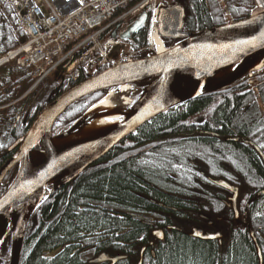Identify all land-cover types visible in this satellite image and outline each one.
I'll return each instance as SVG.
<instances>
[{"label":"trees","instance_id":"obj_1","mask_svg":"<svg viewBox=\"0 0 264 264\" xmlns=\"http://www.w3.org/2000/svg\"><path fill=\"white\" fill-rule=\"evenodd\" d=\"M186 1L189 10L186 22L187 29L202 31L227 23L222 11L216 10L210 1ZM7 2L8 0H0V54L15 48L19 41L27 38L23 31H20L17 36L15 35L14 30L17 20L13 16V10L7 6ZM226 3L227 8L236 20L249 17L255 7L253 0H226ZM197 19L199 26L197 25ZM149 26L150 23L142 28L140 34L133 35L131 43L136 49L139 50L148 45ZM249 59L245 62H248ZM8 72L7 79L0 82V91L8 86H10V89L5 93H0V105H6L13 99L18 98L30 88L33 82L28 69L17 66L15 68L9 67ZM80 75V80L87 77L83 69H81ZM14 78H16L15 81ZM238 85H246V81L243 80L223 91L202 94L190 99L178 109L159 115L138 130L137 133H140L139 138L146 142L159 136L177 135L180 143L179 160H185L187 165H191L186 161L187 157L193 158L199 164L202 161L205 162L207 145L214 144L219 147V144H216L219 143V140H222L211 132L226 134L230 127L233 129L236 127L235 130L242 135L256 133L255 137L259 139L257 144L264 151V138L260 137L264 134L261 108L257 106L255 111L249 109L248 105L254 99L246 96V92H243V96L237 95L234 88ZM51 89L52 87L43 94L41 98L43 103L36 114L46 105V96H48ZM14 94H17V96H14ZM93 96L74 104L66 112L64 118L67 116L72 117L70 120L72 122L82 115L94 104V102L91 103ZM27 100L29 99L17 102L2 111L3 116L0 117V126L4 125L6 130L0 138V167L12 156V153L8 152L10 145L24 135L29 128V124L27 126L20 123L21 117H25V111L28 107ZM219 126L223 130L217 129ZM8 135L11 137L10 140H8ZM206 135L211 136H208L209 140L203 138ZM250 150L253 151L254 156L252 158L251 155L249 165L259 177H262L264 176V161L253 146H250ZM124 152L125 150L113 149L106 157L86 170L78 180H70L62 184L54 193L52 192L45 202L43 201L40 204L33 213V215L39 213L40 208L45 205L43 211H41L44 218L41 219L39 223L41 225L34 233V237H37L35 240L38 241L36 253L29 256L28 249L25 247L20 264H48L40 259L43 251L56 244L60 246L64 240H70V234L79 228L83 231L113 230L116 232L126 229L129 225L132 231L135 232L140 229V225L137 224L139 220L132 219L131 215L139 216L142 215L139 213L144 212L159 218L158 227H164L166 224L175 223L172 218L173 215L188 217L189 212L187 210L199 209L200 206H205L204 203L197 204L198 202L192 204L194 200L202 202V199L206 197V195L199 194V189H202V187L197 185L200 177L198 171L194 169V172L191 170L189 172H175L174 174L167 173L164 170L162 173L144 172L139 170V167L135 168L134 163L121 160ZM228 158L225 156L223 159L226 162ZM161 160L163 161V159ZM147 162L150 163L149 160ZM156 164L158 166L164 165L161 161L156 162ZM96 166L99 168H96ZM164 168L162 167V169ZM12 175L13 172L10 173L0 188V195L7 189V184L11 181ZM243 177L242 183L238 182V184L242 186L243 191L249 192L252 185L250 182L252 176L244 174ZM188 182L191 184L190 187L193 188V192L188 189ZM212 185L217 188L216 185ZM205 193L208 194L209 190H206ZM214 195H217L219 199L218 192ZM218 199L213 201L215 205H212V208L214 207L213 211L215 212L211 214L219 215L222 208H224ZM253 206H251L250 213H253ZM86 207L96 209L87 210ZM241 211L245 212L246 206H243ZM126 218L131 221H124ZM259 219V222L264 220L263 217H259ZM247 221L249 225H252L250 218ZM246 236L243 233L241 237L238 236L234 239L231 243V251L225 257L221 254V249L211 242L194 240L187 234L170 230L166 239L162 242L157 258L151 259V261L152 264H258L254 244ZM83 239L85 238L83 237ZM8 241L7 239L0 248V264H9ZM28 242L26 243L28 244ZM5 247L6 252L4 253L3 249ZM148 260L150 261V257ZM58 263L68 264L69 262L66 258H62Z\"/></svg>","mask_w":264,"mask_h":264},{"label":"water","instance_id":"obj_2","mask_svg":"<svg viewBox=\"0 0 264 264\" xmlns=\"http://www.w3.org/2000/svg\"><path fill=\"white\" fill-rule=\"evenodd\" d=\"M148 8L122 35L123 39H130L133 33L146 24L149 18ZM186 15V8L182 3L162 8L158 18L160 36L172 41L173 45L183 41L182 43L165 53L114 66L69 88L39 114L30 132L10 148V151L14 149L18 151L0 167V187L13 169L20 168L11 186L0 197V216L8 209L5 225L9 229L12 223L13 227L7 233V235L13 234L10 264L20 263L22 233L19 212L30 194L43 190L52 180L80 166L81 169L78 167V172L73 176L66 177L67 182L141 126L183 102L175 99L174 94L176 83L188 68L194 67L197 71L196 77L199 79L212 78L216 76L217 71L236 66L254 55L257 57L264 50V14L196 34L184 30ZM113 37H117V32ZM70 63L71 61L66 62L59 71L65 70ZM150 79L155 80L150 83L134 106L132 115L114 130L102 137L67 147L62 151L54 146L52 141L54 125L73 104L97 92L106 93L125 84H136ZM83 126L84 124L75 125L65 134L76 133ZM42 142L52 158L51 162L39 170L32 171L31 152ZM216 183L232 190L233 206L238 216V188L223 179L216 180ZM202 238L212 237L209 235ZM255 243L260 264H263L261 248L256 240ZM137 264H143V259L141 258Z\"/></svg>","mask_w":264,"mask_h":264},{"label":"flooded vegetation","instance_id":"obj_3","mask_svg":"<svg viewBox=\"0 0 264 264\" xmlns=\"http://www.w3.org/2000/svg\"><path fill=\"white\" fill-rule=\"evenodd\" d=\"M200 1L202 2V0ZM175 2L178 3L177 0H175L174 3ZM207 2H209V0ZM188 13L189 10H187V16ZM197 25L199 26L198 19ZM142 28H139L136 33L140 34ZM184 30L193 34L198 32L193 29H187L186 25ZM80 79V73H74L69 79H59V84L56 88L54 86L50 93L53 94L49 97V100L53 97L57 98L65 89L71 87L72 82L77 84L80 82ZM154 80L155 79H150L145 81L144 85H142V83H138L132 86V91H129V93L134 95L133 101L135 103L144 92L141 91L140 94V92L137 93L138 91L136 90H141V87H146ZM262 81H264V70L255 76L254 81L250 80L251 84L247 80L246 85H238L234 88V90H236V93L239 96H243V92H246V96L253 98L254 100L248 105V108L252 110L254 109L255 111V107L259 106L261 108L260 112L262 113V120H264V83L262 84ZM51 83L54 85L57 84L54 81ZM37 91L31 94V98L28 102L29 109L28 111L26 110L27 112L25 111L26 115L23 120L24 124L29 123L39 109V105L36 104L34 99V94H37ZM121 106L123 107L124 105ZM217 129L223 130L221 126L217 127ZM235 129L236 127H234V129L232 127L228 128L229 131L227 130L226 134L215 132L223 136L220 138L222 140H219V143L216 144H219V147H216L214 144H208L207 150L205 151L207 153L205 156V162L202 161L200 164L199 162L196 163L193 158L187 157L186 161L191 165H187L185 160H179L180 143L177 135H165V138L159 136L146 142L139 138L140 133L128 136L125 140L113 148L121 149V151L125 150L121 160H125L127 163H134L135 168L139 167L138 169L144 172L150 171L153 173H162L164 170L167 173L174 174L175 172H189L191 170L193 172L195 170L198 171L200 181L198 180L197 185L202 187V189H199V194L202 196L206 195V197L202 199V202L194 200L192 204L194 202H198L197 204L204 203L205 206H200L199 209L187 210L189 212L188 217L173 215L172 218L175 223L166 224L164 227H158L157 224L159 218L144 212L139 213L142 214L140 216L143 217L131 215L132 219L139 220L137 224L140 225V229L135 232L132 231L129 225L126 229L116 232L113 230L83 231L79 228L74 233L70 234V240H64L60 246L56 244L48 247V249H45L43 254L40 256V259L48 264H54L56 261L59 262L62 258H66L69 262L68 264H137L142 258L143 264H146L147 262L152 264L151 259L157 258L162 242L166 239L168 231L171 230L187 234L194 240L211 242L221 249V254L225 257L231 251L230 248L233 240L238 236L241 237L244 233L247 235L246 237L250 238L253 242L258 264H260L255 240L258 242L264 257V220L259 222V217L264 218V176L259 177L249 165L251 155L252 158L254 156L253 151L250 150V146H253V148L258 152L255 145L259 139H256V133L242 135L238 134ZM208 136L210 135L203 136V138L209 140ZM260 137L264 138V134L260 135ZM251 142L256 144H252ZM112 150H110L109 153H111ZM225 156L227 158L229 157L226 162L223 159ZM161 159H163V161ZM147 160H149L150 163H148ZM98 161L93 163L91 166L97 164ZM158 161L163 162L164 165L158 166L156 164ZM91 166L80 172L72 180H78ZM162 167L165 168L162 169ZM96 168L99 167L96 166ZM244 174L252 176V180H250L252 185L249 192L243 191L242 186L238 184V182L242 183L244 180ZM219 179H223L235 186V188H238V216L233 206L232 198L234 193L232 190L218 185L216 180ZM212 184L216 185L217 188H215ZM190 186L191 184L189 183L188 189L190 192H193L194 190ZM57 187L58 186H55L53 193ZM206 190H209L208 194L205 193ZM216 192L219 193V199L217 198V195H214ZM214 199H218L224 206L219 215L211 214L215 212L213 211L214 207L212 208V205H215L213 202ZM252 205H254L253 213H250ZM44 206L40 208L39 213L33 215L29 220L22 240L21 255L25 247L28 249L29 256L36 253L38 241L35 240L37 237H34V233L41 225L39 224L41 219L44 218L41 213ZM243 206H246L245 212L241 211ZM249 218L252 225L248 224L247 220H249ZM126 220H128V222L131 221L127 218L124 221ZM209 235H211L212 238H202L204 236L208 237ZM83 237L85 239H83ZM29 240L31 241L28 242ZM26 242H28V244ZM149 257L150 261L148 260ZM100 258H102V260H98ZM58 262L56 264H59Z\"/></svg>","mask_w":264,"mask_h":264},{"label":"built area","instance_id":"obj_4","mask_svg":"<svg viewBox=\"0 0 264 264\" xmlns=\"http://www.w3.org/2000/svg\"><path fill=\"white\" fill-rule=\"evenodd\" d=\"M21 28L29 40L17 49L0 55V67L10 62L33 69L38 82L52 74L63 62L84 50L74 65L90 58L100 50L103 61L119 42L98 40L123 19L138 14L146 5L158 0H11ZM254 14L264 12V0H256ZM11 5V3H9ZM119 17L104 25L115 14ZM93 62V59H90ZM73 65V66H74Z\"/></svg>","mask_w":264,"mask_h":264},{"label":"bare ground","instance_id":"obj_5","mask_svg":"<svg viewBox=\"0 0 264 264\" xmlns=\"http://www.w3.org/2000/svg\"><path fill=\"white\" fill-rule=\"evenodd\" d=\"M152 42L157 47L159 53H164L166 51V46H164L162 38L157 33V25L155 21L152 33ZM263 68L264 50H262L258 54L250 70L260 71ZM233 69H235V66L221 69L216 72V77H222L223 75L231 72ZM196 73V69L194 67H190L182 74V76L176 83L177 86L174 94L175 99L187 101L196 97L202 92V88L206 81V78L199 79L196 77ZM45 79H43L41 82L44 83ZM121 90L123 92L130 91V86L126 84L121 88ZM114 94V90H111L109 93H107L105 97L95 102L90 107L84 117L78 122V125L84 124V126L78 132L71 134H65L66 132H64L63 134H61V136L53 137L52 141L54 143V146L59 151H62L67 147L97 139L118 127L122 122L121 119L124 116L128 117L132 115V111L122 112L115 106V103L112 101ZM55 99L56 98L53 97L52 101H54ZM51 159L52 158L50 154L45 149V144L42 142L40 145L34 147L31 152L30 165L32 171H36L45 167L51 162ZM78 167L80 166H76L61 175L60 177L52 180L43 190L30 194V196L27 198L25 204L19 212L21 233H23V230L31 213H33V211L37 208L41 200L47 195L48 188L54 185L57 181L65 180L66 177H68V175H72L78 169ZM7 215L8 209H6L0 216V246L8 233V228L5 225Z\"/></svg>","mask_w":264,"mask_h":264},{"label":"rangeland","instance_id":"obj_6","mask_svg":"<svg viewBox=\"0 0 264 264\" xmlns=\"http://www.w3.org/2000/svg\"><path fill=\"white\" fill-rule=\"evenodd\" d=\"M164 1H165V3L168 2V0H164ZM209 1L212 3L213 7L216 8V10H221L222 11V13L225 15L224 18H225L227 23H229V22H231L233 20H236L235 17H233L232 13L227 8L226 0H209ZM18 29H20L19 25H18ZM125 48H127V44L123 43V46H122V48L120 50L125 49ZM134 51H135V56L137 57L138 55L140 56V55H143V54L151 55L154 51H156V49H154L153 51L149 50V49H143L142 51H140V50H134ZM132 52H133V50H132ZM115 53H118V52H115ZM255 58L256 57H254L252 60H248V62H245L243 64V66L240 65L238 67L239 70H238L237 74H234V72H232V73H227V74L223 75L222 77L211 79L210 82H209V89L213 90L215 88H219L222 84H224L225 87H226L228 84H230V82H237V81H240V80H243V79H247L249 81V83L251 84L250 80L254 81L255 76L258 73H260V71L262 72L264 70V68L262 70H260V71H256V70L251 71L250 70V66H251L250 64H251L252 61L256 60ZM11 68H15V67L12 66ZM95 69H96V67H94V69L89 71V72L92 73V72L95 71ZM8 75H9L8 68H4V69L0 70V82H4L7 79ZM64 75L66 76L67 73H65ZM30 76H31V79L33 81L32 85H31V87H32V86H34V78H33L32 75H30ZM15 80H16V78H14V81ZM49 81H54V78H51L50 80L44 82L39 88H37L38 91H37L36 97L34 98L35 101H36V104L42 98L43 94L46 93L47 90H49L48 86H49V84H51ZM58 84L59 83L57 82V84H55V85L53 84V85L56 88V86H58ZM142 85H144V83H142ZM9 89H10V86H8V87L4 88L3 90H1L0 93L1 92L5 93ZM145 89H146V87L144 86V87H141V90L137 89L136 91H138L137 93L140 92V94H141V91L143 92V91H145ZM130 91H132V90H130ZM18 92H20V90H18ZM114 92H115V94H114V96L112 98V101L115 103V106L118 109H120L122 112L132 111L133 104H130V103H133L134 95L130 94L129 91L122 92L120 89H115ZM14 96H17V94H14ZM24 96H25L24 94L20 95L18 98L13 99L10 103L6 104L5 106L0 107V117L3 116V114H2L3 112L2 111H4L8 105H10L11 103L12 104L14 103L13 105H15L17 103V101L19 99H21L22 97H24ZM103 96H104L103 93L95 94L91 98L92 99L91 103H93V102L95 103V101H98ZM125 101H126V104H125ZM46 102H47V100L45 101V104H46ZM121 105H124V106L122 107ZM125 117L126 116H124L121 119V121L124 120ZM71 118L72 117L67 116L63 120L59 121L56 124V126L54 127L53 135L54 136H56V135L58 136V135L63 134L65 131H67L69 129L68 124L71 122L70 121ZM20 123H21V121H20ZM0 124H1V118H0ZM19 127H20V125H19ZM5 130H6V127H4V125L0 126V138H1V135L4 133ZM9 135H10V133H9ZM9 135H8V140H10V138H11V137H9ZM15 174H17V171L15 172ZM14 176H16V175H14ZM50 190H52V186L50 188H48V191H50ZM10 227H11V225H10ZM8 240H9L8 241V243H9L8 244L9 245L8 252H10L11 246H12L11 244H12V240H13V235H10ZM5 250H6V247H5V249H3L4 253L6 252ZM9 262H10V253H9Z\"/></svg>","mask_w":264,"mask_h":264},{"label":"snow or ice","instance_id":"obj_7","mask_svg":"<svg viewBox=\"0 0 264 264\" xmlns=\"http://www.w3.org/2000/svg\"><path fill=\"white\" fill-rule=\"evenodd\" d=\"M244 43H250V42H244Z\"/></svg>","mask_w":264,"mask_h":264}]
</instances>
